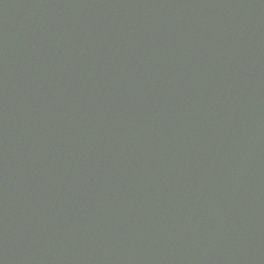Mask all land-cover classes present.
<instances>
[{"label":"water","instance_id":"obj_1","mask_svg":"<svg viewBox=\"0 0 264 264\" xmlns=\"http://www.w3.org/2000/svg\"><path fill=\"white\" fill-rule=\"evenodd\" d=\"M0 264H264V0H0Z\"/></svg>","mask_w":264,"mask_h":264}]
</instances>
